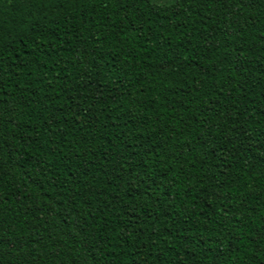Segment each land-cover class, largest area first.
Listing matches in <instances>:
<instances>
[{"label": "trees", "instance_id": "obj_1", "mask_svg": "<svg viewBox=\"0 0 264 264\" xmlns=\"http://www.w3.org/2000/svg\"><path fill=\"white\" fill-rule=\"evenodd\" d=\"M0 264H264V0H0Z\"/></svg>", "mask_w": 264, "mask_h": 264}, {"label": "rangeland", "instance_id": "obj_2", "mask_svg": "<svg viewBox=\"0 0 264 264\" xmlns=\"http://www.w3.org/2000/svg\"><path fill=\"white\" fill-rule=\"evenodd\" d=\"M151 1L157 4H169L173 2L174 0H151Z\"/></svg>", "mask_w": 264, "mask_h": 264}]
</instances>
